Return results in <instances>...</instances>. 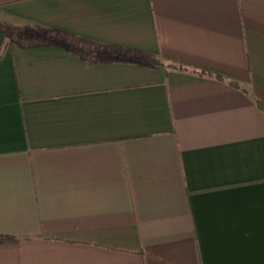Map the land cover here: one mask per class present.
<instances>
[{"label": "crops", "instance_id": "obj_1", "mask_svg": "<svg viewBox=\"0 0 264 264\" xmlns=\"http://www.w3.org/2000/svg\"><path fill=\"white\" fill-rule=\"evenodd\" d=\"M260 106L264 0H0V264H264Z\"/></svg>", "mask_w": 264, "mask_h": 264}, {"label": "trees", "instance_id": "obj_2", "mask_svg": "<svg viewBox=\"0 0 264 264\" xmlns=\"http://www.w3.org/2000/svg\"><path fill=\"white\" fill-rule=\"evenodd\" d=\"M169 68H171V69H177L179 71H182V70L184 71V69H182V65H180L179 68H175V67H172V66L169 67ZM200 73L201 74H204V75H207L208 77L215 78L217 80H223L224 79V76L222 74H220V73L210 72V71H205V70H201ZM230 84L231 85H234V82L233 81H230ZM260 108L262 109V111H264V108H262L261 106H260ZM14 242L15 241L12 240V239H4V240L0 241V243H6V244H11V243H14Z\"/></svg>", "mask_w": 264, "mask_h": 264}]
</instances>
